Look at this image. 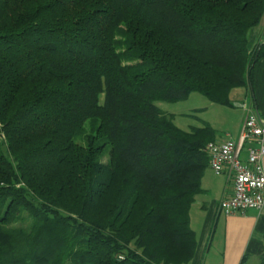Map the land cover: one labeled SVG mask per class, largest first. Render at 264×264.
<instances>
[{
    "label": "trees",
    "instance_id": "1",
    "mask_svg": "<svg viewBox=\"0 0 264 264\" xmlns=\"http://www.w3.org/2000/svg\"><path fill=\"white\" fill-rule=\"evenodd\" d=\"M263 15L264 0H0V264L189 263L216 130L154 102L234 105Z\"/></svg>",
    "mask_w": 264,
    "mask_h": 264
},
{
    "label": "crops",
    "instance_id": "2",
    "mask_svg": "<svg viewBox=\"0 0 264 264\" xmlns=\"http://www.w3.org/2000/svg\"><path fill=\"white\" fill-rule=\"evenodd\" d=\"M259 44H264V15L260 23L248 32L249 48ZM252 80V89L244 88L245 96L248 94L249 97L244 96L246 99L241 101L248 103L264 120V57L255 64ZM239 91L235 92L236 97ZM239 99L231 100L233 106L240 102ZM243 116L241 109L236 128L229 135L232 138L237 137ZM224 138H216V141ZM242 157H245V151ZM201 187V193L196 195L190 207V225L196 234L197 248L187 264H239L243 258L244 264H261L264 255V207L262 210L246 209L225 215L219 208V202L232 194V181L225 174H215L210 166L203 174Z\"/></svg>",
    "mask_w": 264,
    "mask_h": 264
},
{
    "label": "built area",
    "instance_id": "3",
    "mask_svg": "<svg viewBox=\"0 0 264 264\" xmlns=\"http://www.w3.org/2000/svg\"><path fill=\"white\" fill-rule=\"evenodd\" d=\"M236 106L244 111L237 137L226 136L205 146L213 172L232 181V194L219 202L225 215L264 207V120L248 103L240 101Z\"/></svg>",
    "mask_w": 264,
    "mask_h": 264
},
{
    "label": "rangeland",
    "instance_id": "4",
    "mask_svg": "<svg viewBox=\"0 0 264 264\" xmlns=\"http://www.w3.org/2000/svg\"><path fill=\"white\" fill-rule=\"evenodd\" d=\"M237 90H240V93H237L236 97L235 92ZM244 91L245 89H241V87L232 89L230 91V100L240 98L239 100L241 101L248 98L249 95L245 96ZM154 104L162 112L173 114L175 124L182 129L188 130L192 126H200L202 125V121L210 123L216 130L217 138H224L233 134L237 125L238 114L241 111L238 106H224L212 103L197 92H191L185 99L178 101L157 100ZM87 134H90V120L85 122L83 135L79 134L76 136L75 141L85 144L86 140L84 136ZM108 150L109 147L106 146L102 161L107 160ZM193 227L196 229V222H194ZM196 231L198 232V230Z\"/></svg>",
    "mask_w": 264,
    "mask_h": 264
}]
</instances>
